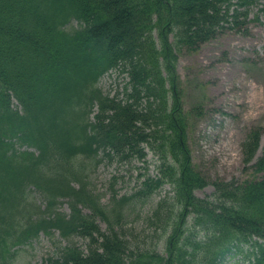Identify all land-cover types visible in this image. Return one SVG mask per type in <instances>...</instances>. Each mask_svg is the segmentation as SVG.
Masks as SVG:
<instances>
[{"label":"trees","instance_id":"1","mask_svg":"<svg viewBox=\"0 0 264 264\" xmlns=\"http://www.w3.org/2000/svg\"><path fill=\"white\" fill-rule=\"evenodd\" d=\"M255 6L264 14V0H0V264L55 232L67 242L56 264H223L245 247L249 264H264L263 128L242 143L257 176L210 182L192 161L177 72L180 47L243 25ZM73 20L79 26L68 28ZM118 67L128 81L123 96H110L98 83ZM146 148L158 177L109 210L90 186L87 160L101 151L145 159ZM166 183L173 194L150 219L169 232L165 254L133 246L126 205ZM210 183L211 195L196 194Z\"/></svg>","mask_w":264,"mask_h":264},{"label":"rangeland","instance_id":"2","mask_svg":"<svg viewBox=\"0 0 264 264\" xmlns=\"http://www.w3.org/2000/svg\"><path fill=\"white\" fill-rule=\"evenodd\" d=\"M255 6L248 21L237 27L225 26L219 34L196 49H178L177 72L183 90L182 103L188 112L187 141L192 161L210 182L217 179L242 182L257 176L253 163H245L242 143L254 127L263 133L256 157L264 146V14ZM259 19H256V17ZM79 26L75 20L68 28ZM173 40V38H172ZM128 76L121 68L107 71L98 86L105 94L123 96ZM14 105L18 102L14 100ZM19 106V105H18ZM145 159L120 160L106 157L101 151L87 160L90 186L101 194V201L110 210L111 203L123 195H132L147 178L158 177L157 157L146 148ZM99 161L97 165L96 161ZM212 183L196 190L200 197L212 194ZM117 195H116V194ZM40 202V193L30 192ZM173 194L166 183L148 199L141 198L126 205L124 230L133 246H151L165 254L169 232L151 223L153 209L165 196ZM59 209L69 211L62 199ZM102 228L107 221L99 218ZM73 241L85 246L86 239ZM66 240L55 232L41 233L31 243L18 248L12 264H56L60 247ZM244 252L228 255L223 264H249Z\"/></svg>","mask_w":264,"mask_h":264}]
</instances>
